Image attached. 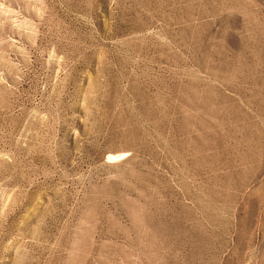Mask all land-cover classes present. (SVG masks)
<instances>
[{"label":"rangeland","instance_id":"rangeland-1","mask_svg":"<svg viewBox=\"0 0 264 264\" xmlns=\"http://www.w3.org/2000/svg\"><path fill=\"white\" fill-rule=\"evenodd\" d=\"M0 264H264V0H0Z\"/></svg>","mask_w":264,"mask_h":264},{"label":"bare ground","instance_id":"bare-ground-1","mask_svg":"<svg viewBox=\"0 0 264 264\" xmlns=\"http://www.w3.org/2000/svg\"><path fill=\"white\" fill-rule=\"evenodd\" d=\"M122 155H124V153ZM124 156H126V155H124Z\"/></svg>","mask_w":264,"mask_h":264}]
</instances>
